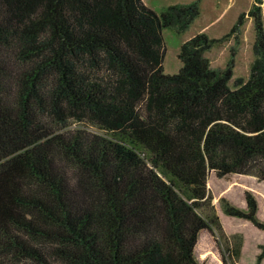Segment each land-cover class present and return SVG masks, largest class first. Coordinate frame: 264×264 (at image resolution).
I'll return each mask as SVG.
<instances>
[{
	"label": "trees",
	"instance_id": "obj_1",
	"mask_svg": "<svg viewBox=\"0 0 264 264\" xmlns=\"http://www.w3.org/2000/svg\"><path fill=\"white\" fill-rule=\"evenodd\" d=\"M201 1L0 0V264H200V233L225 239L209 174L264 182V0L183 43L167 75L162 32ZM246 18L258 59L230 87L234 49L224 69L204 54ZM244 201L219 206L264 233Z\"/></svg>",
	"mask_w": 264,
	"mask_h": 264
},
{
	"label": "rangeland",
	"instance_id": "obj_2",
	"mask_svg": "<svg viewBox=\"0 0 264 264\" xmlns=\"http://www.w3.org/2000/svg\"><path fill=\"white\" fill-rule=\"evenodd\" d=\"M157 14L165 12L169 7L187 4L194 0H144ZM215 2L214 12L210 15H200L190 26L181 32L178 29L164 30L162 36L165 45L163 71L167 75H175L181 69L178 60L181 45L199 33H205L211 39H219L234 26L241 12H245L253 5L254 0H206ZM264 24V2L261 5ZM225 11L218 18V14ZM247 13V12H246ZM255 30L251 19L246 18L238 40L233 36L224 42L216 44L204 56L212 62V67L224 69L230 60L234 49V76L229 86L233 87L238 79L247 80L250 69L258 55L254 50ZM207 188L213 196V204L224 233L225 239L218 240L214 231L204 230L200 233L195 247V257L200 264H257L259 248L264 245V233L254 228L249 222L225 216L219 206V199L225 198L236 207L245 208L244 193L252 192L258 202V218L264 222V182H258L254 177L244 175H230L222 179L210 173ZM260 264H264V259Z\"/></svg>",
	"mask_w": 264,
	"mask_h": 264
},
{
	"label": "crops",
	"instance_id": "obj_3",
	"mask_svg": "<svg viewBox=\"0 0 264 264\" xmlns=\"http://www.w3.org/2000/svg\"><path fill=\"white\" fill-rule=\"evenodd\" d=\"M143 1V3L147 6V7H149L146 3H145V1L144 0H142ZM253 2L254 1H252V4H253ZM190 3V2H189ZM150 8V7H149ZM251 8V7H250ZM214 9H215V2H206V0H202L201 1V11H200V15H204V13L205 14H207V15H210V14H212L213 12H214ZM250 9H248V10H246L245 12L243 11V12H241L240 14H239V16L242 14V13H246V12H248ZM224 12L225 11H222V12H220L219 14H218V18H216L215 20L213 19V20H210L211 21V23L212 22H215L216 20H218L221 16H223V14H224ZM238 16V17H239ZM232 28V27H231ZM230 28V29H231ZM230 31V30H229ZM226 34H228V33H225V35ZM225 35H223V36H225ZM207 58V57H206ZM208 59V58H207ZM211 64H212V62H210ZM258 201V200H257ZM259 202V201H258Z\"/></svg>",
	"mask_w": 264,
	"mask_h": 264
}]
</instances>
